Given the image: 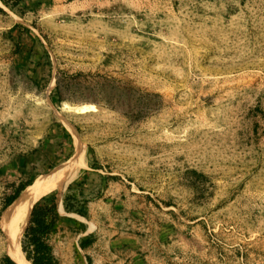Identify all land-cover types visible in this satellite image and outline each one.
Masks as SVG:
<instances>
[{
  "label": "rangeland",
  "instance_id": "obj_1",
  "mask_svg": "<svg viewBox=\"0 0 264 264\" xmlns=\"http://www.w3.org/2000/svg\"><path fill=\"white\" fill-rule=\"evenodd\" d=\"M2 8L0 219L80 149L60 264H264V0Z\"/></svg>",
  "mask_w": 264,
  "mask_h": 264
},
{
  "label": "trees",
  "instance_id": "obj_2",
  "mask_svg": "<svg viewBox=\"0 0 264 264\" xmlns=\"http://www.w3.org/2000/svg\"><path fill=\"white\" fill-rule=\"evenodd\" d=\"M23 0H0V13L4 14L2 8L15 9L21 5ZM57 90L58 86H57ZM64 137L70 138L69 134L64 130ZM73 186H69L67 194L63 198L62 208L66 214L82 216L83 204H81L76 196H69L73 192ZM25 190L21 187L16 194L10 198L5 208L16 202L20 193ZM59 201L57 196L49 195L41 198L33 207L30 214L29 223L26 227L23 239L21 242L22 252L31 264H60L59 260L55 257L52 247L50 245V238L57 235L62 231V221L67 219L81 227V232H85L86 227L71 218H63L60 212ZM90 240H80L79 247L82 250L87 249ZM91 261L90 258H87ZM4 264H15L8 256L3 259Z\"/></svg>",
  "mask_w": 264,
  "mask_h": 264
},
{
  "label": "bare ground",
  "instance_id": "obj_3",
  "mask_svg": "<svg viewBox=\"0 0 264 264\" xmlns=\"http://www.w3.org/2000/svg\"><path fill=\"white\" fill-rule=\"evenodd\" d=\"M90 110L94 111L95 107L82 106L78 108L80 113H86ZM81 166L82 151L78 149V154L74 159L37 179L33 185L25 188L18 200L6 210L2 217L0 229L6 240L7 255L15 264H31L22 252L21 241L34 205L41 197L50 192H63L76 178Z\"/></svg>",
  "mask_w": 264,
  "mask_h": 264
},
{
  "label": "water",
  "instance_id": "obj_4",
  "mask_svg": "<svg viewBox=\"0 0 264 264\" xmlns=\"http://www.w3.org/2000/svg\"><path fill=\"white\" fill-rule=\"evenodd\" d=\"M7 209H8V208H7ZM7 209H5L4 212H3L2 215H1L0 225H1L2 217H3V215H4V213L6 212ZM28 223H29V221H28Z\"/></svg>",
  "mask_w": 264,
  "mask_h": 264
}]
</instances>
